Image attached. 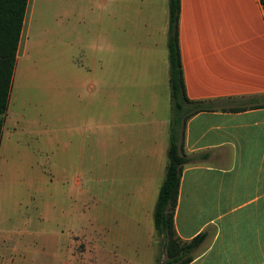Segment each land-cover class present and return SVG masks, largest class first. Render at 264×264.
I'll list each match as a JSON object with an SVG mask.
<instances>
[{
  "label": "rangeland",
  "instance_id": "1",
  "mask_svg": "<svg viewBox=\"0 0 264 264\" xmlns=\"http://www.w3.org/2000/svg\"><path fill=\"white\" fill-rule=\"evenodd\" d=\"M77 12L29 1L0 144V264H166L153 223L165 172L129 155L140 139L167 161V34L107 41Z\"/></svg>",
  "mask_w": 264,
  "mask_h": 264
},
{
  "label": "crops",
  "instance_id": "2",
  "mask_svg": "<svg viewBox=\"0 0 264 264\" xmlns=\"http://www.w3.org/2000/svg\"><path fill=\"white\" fill-rule=\"evenodd\" d=\"M72 1L77 3L78 16L90 17L89 24L104 32L107 41L111 32L118 34L119 42L124 41L127 27L145 37L158 32L167 34L168 39L169 0ZM23 33L24 27L17 60ZM136 38L140 44L141 35ZM178 39L187 97L207 103L222 101L225 105L224 109L199 112L185 124L182 151L187 162L182 169L174 212L175 231L183 242L206 235L189 264H264L261 0H180ZM146 41L157 45L153 36ZM168 84L170 88L169 77ZM148 94L152 108L157 107V92H144V98ZM141 95L139 92L138 97ZM139 109L141 112L142 106ZM7 117L6 112L3 136ZM140 142L134 140L130 158L136 160L147 155L153 159L152 173L162 168L166 175L170 135L167 161L164 147L142 150ZM158 158L159 162L154 163ZM161 185L156 189L157 198Z\"/></svg>",
  "mask_w": 264,
  "mask_h": 264
},
{
  "label": "trees",
  "instance_id": "3",
  "mask_svg": "<svg viewBox=\"0 0 264 264\" xmlns=\"http://www.w3.org/2000/svg\"><path fill=\"white\" fill-rule=\"evenodd\" d=\"M29 0H0V144L9 105L13 76ZM264 8V0H261ZM180 0H169L168 60L171 98L170 146L164 182L153 212L154 228L168 256L166 264H189L206 238L201 234L189 242L178 238L174 227L180 180L187 158L182 151L187 120L202 111L223 108L225 103L192 101L187 97L178 39ZM224 109V108H223ZM232 110H241L233 108Z\"/></svg>",
  "mask_w": 264,
  "mask_h": 264
}]
</instances>
